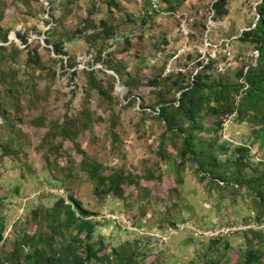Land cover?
Returning a JSON list of instances; mask_svg holds the SVG:
<instances>
[{
  "label": "rangeland",
  "instance_id": "1",
  "mask_svg": "<svg viewBox=\"0 0 264 264\" xmlns=\"http://www.w3.org/2000/svg\"><path fill=\"white\" fill-rule=\"evenodd\" d=\"M106 1L0 0V36L7 31L8 39L0 38V217L5 223L0 264H11L15 247H21L19 259L25 264L24 256L33 247L52 253L63 242L58 234L40 226L43 211L63 198L48 191L54 188H62L67 199L72 193L94 213L93 242L98 255L107 256L86 264H118L126 255H131V264H239L248 244L244 231L202 240L193 238L188 229L170 232L167 228L181 221L199 229L214 221L226 226L245 222L257 211L264 215L263 211L255 209L250 191L218 186L201 176L191 157L178 166V134L166 133L170 163L161 160L158 149L165 127L150 105L156 110L160 87L169 99H175L179 92L172 89L173 80L190 83L209 62L213 63L206 73L230 83L236 82L239 68L254 65L258 50L240 36L254 26L260 0H226V14L214 12L208 37L215 43L226 39L236 65L228 64L222 52L206 64L201 58L207 10L216 0H158L156 10L151 9L150 0H112L118 3L112 7ZM183 11L195 19L186 40L177 32L178 15ZM144 15H149L145 24L141 22ZM86 17L95 24L100 19L111 21L115 35L108 40L90 37L93 29L84 31L82 26ZM19 35L27 39L26 45ZM45 39H71L62 41L67 55L57 54ZM183 43L185 50H181ZM125 47L126 51L119 52ZM111 50L117 52L122 71H129L134 83L141 79L143 85L134 92L142 95L143 109L139 97L130 102L126 99L124 72L119 77L96 60L99 51L105 57ZM90 69L102 91L90 86ZM105 74L113 75V80ZM151 79L158 83L149 85ZM117 81L123 88H116ZM213 119L204 116L202 123L209 129L193 133L194 141L200 140L204 147L214 143L217 159L224 164L218 171L234 181L231 176L238 165L231 159L236 155L234 148L243 145L249 153L239 165L241 173L259 174L257 161L264 154L256 131L262 126L250 117L239 119L233 114L224 116L221 126L214 129ZM181 123L189 128L184 117ZM63 131L101 163L102 172L135 175L138 186L125 184L123 199L112 194L96 196L95 183L80 164V153L63 137ZM149 172L160 180H149ZM129 224L139 231L128 228ZM148 232L164 238L154 236L150 241L142 235ZM100 244L104 246L101 250ZM255 264H264V245Z\"/></svg>",
  "mask_w": 264,
  "mask_h": 264
},
{
  "label": "trees",
  "instance_id": "2",
  "mask_svg": "<svg viewBox=\"0 0 264 264\" xmlns=\"http://www.w3.org/2000/svg\"><path fill=\"white\" fill-rule=\"evenodd\" d=\"M226 0H216L212 3V8L217 16L226 14L224 9ZM109 7L118 6L116 1H106ZM151 9L156 10L151 0ZM257 19L254 26L244 31L240 36L241 40L251 42L258 50V56L254 65H248L239 68L236 71V82L230 83L222 81L221 78H213L208 73L207 69L212 66L213 62H209L204 69L197 71L190 83H179L173 80L172 84L179 92L175 99H169L163 87H160L157 93L160 96L157 102V108L150 105L153 111H156L157 117L164 123V131L161 134V141L159 142L158 155L161 160H166L170 163L166 151L164 139L166 133L178 134L181 136L180 147V163L182 166L185 158L191 157L196 162L197 172L213 182L218 186L232 185L233 187L250 191L254 195V207L257 210L263 211L264 214V155L257 163L261 167L260 173L255 176H248L241 173L239 165L242 164L249 148L243 145H238L234 148L236 155L231 159V162L238 165L237 172L231 176L234 181L229 180L228 176L221 174L218 171L224 164L221 163L214 152V143H208L204 147L202 142L194 141L196 135L193 131L208 130L203 123L204 116H212L214 119L211 125L217 129L222 124V118L236 114L239 119L243 117H250L253 122L259 123L262 127L256 131V138L259 139V144L262 147L264 154V0H260L256 7ZM149 12V11H148ZM2 15L0 14V17ZM129 16V15H127ZM145 16V17H144ZM141 19L142 23L147 22V15ZM147 16V18H146ZM133 22L132 20H130ZM84 31L93 29L90 37H100L102 40H108L115 35V24L107 19H100L97 24L86 17L82 24ZM78 29L76 28L75 31ZM77 32H81L78 30ZM2 41H7V31H4L0 36ZM20 41L23 45L27 44V39L19 35ZM71 39H45L47 44H50L57 54L67 55L63 50L62 41H70ZM88 41L92 39H87ZM96 40V39H95ZM61 41V42H60ZM128 42V39H125ZM126 47L119 52L126 51ZM117 52L114 50L108 51L105 57L102 56V51H99L95 57L97 61H101L106 69L114 71L121 77V73L127 76L123 84L127 88L126 99L130 102L132 99H141L140 107L143 109L142 95L134 91L140 88L143 83L138 80L136 83L132 81V74L129 71H122L120 59L115 57ZM72 65L73 63H69ZM124 68V67H123ZM102 69L100 68V71ZM107 78L113 80V75L105 74ZM169 77L167 78H170ZM87 80L90 86L103 90L102 85L97 81L95 71L90 69L87 71ZM158 83L157 79H151L149 85L154 86ZM142 84V85H141ZM171 89V88H170ZM135 97V98H134ZM184 117L189 122V128L186 129L181 123V118ZM111 125H116L115 120H111ZM63 137L70 139L74 143L75 149L81 155L80 164L89 172L90 178L94 181V194L102 196L112 194L115 198L123 199L124 185L138 186L137 176L124 173L122 171L113 170L109 173L102 172L101 163L89 157L84 150L80 149L79 144L71 137L67 131H63ZM224 150V147H219ZM246 161V159H245ZM209 167V168H208ZM149 180H160V176H154L149 172ZM147 178V177H146ZM148 179V178H147ZM68 202L63 198H58L50 208L43 211L40 226L43 225L49 228L52 232L58 234L59 238L63 240L58 249L52 253L47 252L44 248L33 247V249L25 254V264H86V262L94 260H102L106 254L98 255V249L95 248L93 242L94 229L97 222L91 216L94 215L92 211L86 209L82 201L76 198L72 193L68 194ZM257 202V203H255ZM253 204V203H252ZM258 204V206H257ZM3 205V198L0 195V207ZM260 211V212H261ZM253 220L257 223H264V215H260L257 211L253 216H248L245 222ZM5 223L0 217V240L3 238ZM245 237L247 238V249L244 257L239 264H255L259 260L261 246L264 245V231L253 228L247 229ZM141 234V233H140ZM146 238L153 241V236L143 233ZM26 238L33 239L29 235ZM219 239L220 237H216ZM213 238V239H216ZM211 240V239H209ZM158 243V240H156ZM103 244L99 245L100 250L103 249ZM80 248L81 250H79ZM21 247H15L11 255V264H22L19 259ZM117 252V250H113ZM15 257V261L12 257ZM132 258L129 256H122L118 259V264H131Z\"/></svg>",
  "mask_w": 264,
  "mask_h": 264
},
{
  "label": "built area",
  "instance_id": "3",
  "mask_svg": "<svg viewBox=\"0 0 264 264\" xmlns=\"http://www.w3.org/2000/svg\"><path fill=\"white\" fill-rule=\"evenodd\" d=\"M47 2V0H45ZM152 4L154 7H157V2L158 0H151ZM214 17V10L212 6L207 10L206 14V21L205 25L206 28L204 29L203 33V39L200 47V51L202 53L201 58L204 59L203 63L206 64L209 61L217 58L219 56V53L222 52L224 57L229 60L228 64H237V61H233L231 52L229 48L227 47L226 39H221L218 42H212L209 37V31L214 24L213 21ZM257 19V18H256ZM194 17L191 15V13L187 11H183L178 15V20H177V32L180 34L182 37L181 39H188V34L190 33V30L192 28V24L194 23ZM186 49V44L183 43L181 50ZM256 56H258V51L255 53ZM257 59V58H256ZM50 193H55L59 196H62L65 200V202H68V199L64 197V190L62 188L59 189H48ZM253 214V213H252ZM111 216V218L116 219L115 215L108 214ZM128 228L132 230H138L136 226H131L130 224L127 226ZM256 229V230H262L264 231V223H257L253 220H250L249 222H236V223H231L230 225H220L217 222H213L212 226L210 227H204L202 229L196 228L193 225L189 224L187 221H181L176 223L174 226H170L167 229L170 232H174L176 230H186L188 229L190 234L192 235L193 238H199L202 240H209L213 239L216 237H221L224 235H229L233 234L235 232L239 231H246L247 229ZM160 231V230H159ZM141 232V231H140ZM142 233V232H141ZM147 234L152 235L153 237L156 236L158 238H164L161 237L160 233H151L148 232ZM159 234V235H156Z\"/></svg>",
  "mask_w": 264,
  "mask_h": 264
},
{
  "label": "water",
  "instance_id": "4",
  "mask_svg": "<svg viewBox=\"0 0 264 264\" xmlns=\"http://www.w3.org/2000/svg\"><path fill=\"white\" fill-rule=\"evenodd\" d=\"M111 73H113V74L115 75V77L117 78V75H116L114 72H111ZM116 88H117V89H121V88H123V86H120V85L118 84V81H117V86H116Z\"/></svg>",
  "mask_w": 264,
  "mask_h": 264
}]
</instances>
